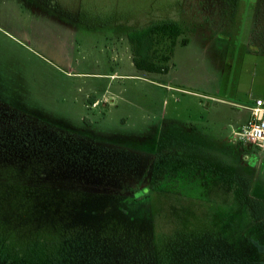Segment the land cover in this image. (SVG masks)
Instances as JSON below:
<instances>
[{"label": "rangeland", "instance_id": "1", "mask_svg": "<svg viewBox=\"0 0 264 264\" xmlns=\"http://www.w3.org/2000/svg\"><path fill=\"white\" fill-rule=\"evenodd\" d=\"M161 20L183 29L171 67L137 70L126 32ZM248 90H264V0H0V102L117 152L118 165L149 170L165 148L227 183L208 200L144 184L121 212L101 196L0 187V223L39 262L264 260V153L223 141Z\"/></svg>", "mask_w": 264, "mask_h": 264}, {"label": "trees", "instance_id": "2", "mask_svg": "<svg viewBox=\"0 0 264 264\" xmlns=\"http://www.w3.org/2000/svg\"><path fill=\"white\" fill-rule=\"evenodd\" d=\"M182 32L181 24L173 20L129 29L126 37L133 66L148 73L168 72ZM181 43L186 44L187 39ZM94 142L0 102V187L101 196L121 212L123 205H138L135 200L143 196L144 184L154 194L199 200H208L211 190L227 185L219 180L221 174L200 158H185L163 148L156 159L160 166L141 171L136 166L116 164L119 154L108 153L106 147ZM237 148L241 149L239 144ZM20 238V232L0 223V261L4 264H63L72 257L68 252L57 259L50 255L41 262L28 260L25 241ZM256 264H264V260Z\"/></svg>", "mask_w": 264, "mask_h": 264}, {"label": "built area", "instance_id": "3", "mask_svg": "<svg viewBox=\"0 0 264 264\" xmlns=\"http://www.w3.org/2000/svg\"><path fill=\"white\" fill-rule=\"evenodd\" d=\"M232 140L251 143L260 150L264 149V102L262 98L255 100L251 109V118L240 128L232 130Z\"/></svg>", "mask_w": 264, "mask_h": 264}, {"label": "crops", "instance_id": "4", "mask_svg": "<svg viewBox=\"0 0 264 264\" xmlns=\"http://www.w3.org/2000/svg\"><path fill=\"white\" fill-rule=\"evenodd\" d=\"M192 33H194V32H192ZM191 35L192 34H190L189 37L186 38L187 39V44L186 45L189 44L190 37L194 36V35L193 36H191ZM242 97L244 98V101H243V103L241 105H238V108L244 110L245 111V115H244V117L242 115L238 116L237 118H240L239 119L240 121L236 122L233 125V127L230 128L229 133L227 135L223 136V141L226 144H228L229 146L233 147V149H234L233 153H236L235 150H237L238 148H236L237 147L236 144L233 143L234 141L232 140L231 132H232V130L240 128L242 125L246 124L248 122V120H250V118H251V109L255 106V100L257 98H262L263 102H264V90H262V93H260V94L254 93V92L248 90V91H245V93H244V95ZM29 115H32V114H29ZM33 116H35V115H33ZM36 117H38V116H36ZM38 118H40V119H42V120H44L46 122L52 123L50 120H48V119H46L44 117H38ZM52 124H55V123H52ZM55 125H57V124H55ZM262 150L264 151V149H262ZM262 150H260L259 152H256V153L251 152L247 156H250L251 158H255L259 154H261V152L264 153ZM221 160L224 161L223 159H221Z\"/></svg>", "mask_w": 264, "mask_h": 264}]
</instances>
